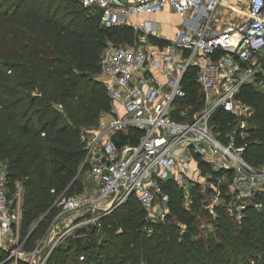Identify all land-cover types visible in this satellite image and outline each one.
Here are the masks:
<instances>
[{
    "label": "built area",
    "instance_id": "obj_1",
    "mask_svg": "<svg viewBox=\"0 0 264 264\" xmlns=\"http://www.w3.org/2000/svg\"><path fill=\"white\" fill-rule=\"evenodd\" d=\"M76 1L98 10L106 27L130 26L134 37L130 43L108 40L101 53L100 77L112 101L111 112L83 129L85 156L74 178L86 166L83 186L76 193H70V184L61 191L51 189L54 200L43 215L49 214V222L30 248V233L21 232L22 186L18 184L8 196L6 166L0 162V249L6 254L0 264H47L56 249L91 230L103 243V218L131 196L150 223L163 222L169 196L161 182L168 179L182 189L186 203L191 186L199 184L212 218L223 204L231 217L240 220L246 203L264 193V165L248 164L242 157L244 146H236L231 134L228 144L222 142L212 124L215 111L224 108L245 135L252 109L236 95L245 84L264 88L258 80L264 69V0H243L233 7L226 0ZM225 7L231 11L222 20L220 10ZM167 8L181 18L172 37L162 35L154 21H134ZM190 67H197L201 104L196 109L178 105L187 96L181 82ZM136 131L141 133L132 143ZM200 161L209 169L206 174ZM214 171L223 174L214 180ZM226 179L240 187L237 196L243 203L236 205L234 198L221 203ZM209 226L202 218L201 229Z\"/></svg>",
    "mask_w": 264,
    "mask_h": 264
},
{
    "label": "trees",
    "instance_id": "obj_2",
    "mask_svg": "<svg viewBox=\"0 0 264 264\" xmlns=\"http://www.w3.org/2000/svg\"><path fill=\"white\" fill-rule=\"evenodd\" d=\"M133 37L130 26L106 27L98 10L76 0H0V162L6 166L8 196L22 186L21 232L30 233L27 248L49 222V214L43 215L54 200L51 189L61 191L70 184V193H76L82 188L86 166L74 180L85 156L81 133L112 109L100 77L101 53L108 40L130 43ZM196 76L197 67L185 72L181 83L187 96L178 100L179 106L199 108ZM258 80L264 83V69ZM236 98L252 109L244 137L236 118L224 108L212 116L214 131L225 144L231 134L236 146H244L243 159L260 167L264 88L245 84ZM140 133L135 132L132 143ZM200 165L206 174L208 167ZM212 173L214 180L223 174ZM226 173L231 177L232 171ZM161 187L169 196L163 222L150 223L131 196L103 218V243L91 230L56 249L47 264H262L264 193L247 202L236 220L225 206H217L212 218L199 184L191 186L187 203L173 179ZM202 218L212 229H201ZM5 256L0 249V262Z\"/></svg>",
    "mask_w": 264,
    "mask_h": 264
},
{
    "label": "rangeland",
    "instance_id": "obj_3",
    "mask_svg": "<svg viewBox=\"0 0 264 264\" xmlns=\"http://www.w3.org/2000/svg\"><path fill=\"white\" fill-rule=\"evenodd\" d=\"M157 21L162 22L160 26L161 32L167 34V36H172L174 33L173 26L179 23L180 18L175 13H173ZM225 183H226L225 187H223L221 191L223 197L221 203H225V201L232 202L233 198L235 200L234 203H236V205L243 203V197L241 195L237 196L239 194L240 187L236 183H234L233 180L230 181L226 179ZM219 206H224V205L221 204ZM209 229H212V226H209ZM262 264H264V259Z\"/></svg>",
    "mask_w": 264,
    "mask_h": 264
},
{
    "label": "crops",
    "instance_id": "obj_4",
    "mask_svg": "<svg viewBox=\"0 0 264 264\" xmlns=\"http://www.w3.org/2000/svg\"><path fill=\"white\" fill-rule=\"evenodd\" d=\"M240 1H243V0H226V3H227V6H231L233 7V5L237 4L238 2ZM220 11L223 12V17H222V20H224V18L226 17V15L228 16L229 12L231 11L229 8H222ZM170 14H173V11L171 9H165L163 10L162 12H159V13H155V14H151V15H143V16H137V17H134V21H139V20H142V19H147V20H150V21H154L156 22L157 26H158V30L160 31V33L162 35H165L167 36V34L165 33H162L161 32V29H160V26H161V23L160 21H157V20H160V19H163L165 18L166 16L170 15ZM178 16V15H177ZM179 17V16H178ZM180 18V17H179ZM181 23V18H180V21L178 24H175L173 27H174V33L176 32L177 28L179 27V24ZM159 24V25H158ZM173 33V35H174ZM172 35V36H173ZM172 36H168V37H172Z\"/></svg>",
    "mask_w": 264,
    "mask_h": 264
},
{
    "label": "water",
    "instance_id": "obj_5",
    "mask_svg": "<svg viewBox=\"0 0 264 264\" xmlns=\"http://www.w3.org/2000/svg\"><path fill=\"white\" fill-rule=\"evenodd\" d=\"M204 203H205V204H208V202H207V201H205Z\"/></svg>",
    "mask_w": 264,
    "mask_h": 264
}]
</instances>
